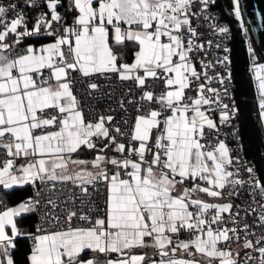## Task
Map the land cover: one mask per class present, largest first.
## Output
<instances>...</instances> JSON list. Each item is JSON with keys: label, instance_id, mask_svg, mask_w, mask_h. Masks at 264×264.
Wrapping results in <instances>:
<instances>
[{"label": "snow or ice", "instance_id": "snow-or-ice-1", "mask_svg": "<svg viewBox=\"0 0 264 264\" xmlns=\"http://www.w3.org/2000/svg\"><path fill=\"white\" fill-rule=\"evenodd\" d=\"M208 2L200 0L204 6L201 11L207 8ZM60 3L61 0H47L51 18L46 19L42 14L31 30L22 14L7 20L5 16L10 9L0 5V28L3 29L0 30V149L4 153L0 157V186L10 189L37 179L72 181L87 194L85 185L95 187L101 183L106 188L107 199L103 215L94 221L91 209L79 215L78 220L87 226L74 227L72 222L77 213L69 210L67 228L61 226L59 230L43 232L37 228L38 234L29 233L34 241L27 257L29 264H145L146 256L131 254L133 248L157 249L162 257L159 264H199L195 259L173 258L177 249L189 256L207 257L208 264L213 261L238 264L231 250L218 247L221 242L232 239L229 233L238 238L237 229L212 227L222 223L221 213L229 212L232 205L194 198L197 192L220 197L222 192L218 189H224L228 183L244 182L230 179L234 173L227 171L225 165L232 161L223 141L216 146L201 142L205 138V127L216 128L206 114L214 101L205 92L218 95L217 90L201 83L196 88L195 98L186 96L193 79L200 78L189 53L203 48L193 39L197 32L191 27L188 16L192 0H69L67 11L78 14L70 25L63 27V35L39 48L28 46L24 55L3 54V50L11 47L5 43L10 33L15 34V44L23 37L38 34L41 26L49 30L48 35H53V22L60 24L64 20L57 12ZM15 7L11 5L12 9ZM236 15L239 16L238 10ZM22 26L23 31H18ZM219 31L224 33L227 28ZM129 43L136 49L133 62L120 63L124 54L114 49ZM65 46L72 56L71 63L65 60ZM201 66L209 65L201 62ZM45 69L50 75L48 79H41ZM69 70L84 77L115 73L121 80H134L141 88L148 79L153 81L152 87L163 83L165 87L160 95L144 91L141 96L142 101L154 102L159 108L137 115L127 146L117 143L105 126L106 121L111 123L112 116L101 115L94 124L85 122L73 95ZM50 80L54 83H49ZM90 87L96 89L97 85L92 83ZM260 89L264 91V81ZM261 103L264 104V100ZM205 105L209 108L202 110ZM50 109L58 110L60 115H43ZM261 115L264 116V112ZM227 119V113L222 112L221 121ZM57 123L58 130H47ZM115 132L129 135L120 128ZM94 137L105 138L107 143L97 149ZM111 145H115L112 151L119 153L122 159L104 154ZM82 148L94 151V158L72 159ZM20 158L28 162L17 164ZM72 166L79 170L72 172ZM197 180L206 182L207 186L196 183ZM186 181L192 182V186L174 195L177 185ZM256 186L260 187L259 181ZM261 195L264 197V188ZM2 203L0 201V205ZM39 203L29 198L0 211V264H14L10 254L14 247L12 237L22 234L15 218L35 211ZM49 204L55 206L53 201ZM193 207L197 211H191ZM212 209L215 213L208 219L207 213ZM259 219L264 224V215ZM55 220L59 224L60 217ZM8 226L12 237L6 233ZM247 228L245 224L244 229ZM181 232L189 233L192 238L174 241L173 236ZM261 241L264 237H259L257 244ZM243 247L250 249L254 245L246 240ZM190 248L195 252L189 251ZM254 250L260 254L259 264H264V247ZM88 251L94 255L85 258L83 254ZM109 253L119 254L118 258H108ZM98 254L105 258L100 260ZM251 259V255L246 257V260Z\"/></svg>", "mask_w": 264, "mask_h": 264}, {"label": "built area", "instance_id": "built-area-1", "mask_svg": "<svg viewBox=\"0 0 264 264\" xmlns=\"http://www.w3.org/2000/svg\"><path fill=\"white\" fill-rule=\"evenodd\" d=\"M215 0H209L207 8L201 11L204 6L200 3V0H192V6L190 9L189 19L191 27L197 32V36L193 37L197 45H203V48H197L193 52L189 53L191 63L200 74L199 80L193 79V84L190 90H186V96L193 97L197 95L196 88L199 84H205V87H211L217 90L218 95L205 92V95L212 97L214 103L210 106L209 114L216 116L215 129L205 128V138L201 141L205 145L216 146L223 141L226 147L229 149V158L231 164H226L227 171L234 173L230 178L231 180H241L243 184H226L224 189H218L222 192L232 208L229 212L221 213L223 217L222 223L212 225L215 229L219 228H236L237 235L229 233L232 239L229 242H221L218 247L221 249L233 250L236 245H239L238 264H259V252L254 248L264 247V241L257 244L259 237H264V224L260 222V216L264 215V197L261 195V188H264L262 184L260 187L256 186L258 180V174L253 161L245 155L244 148L240 142L239 135L237 134L238 119H237V105L235 101V94L233 89V78L231 75V61H230V48L228 40L231 37V30L228 27V22L221 17L220 11L213 5ZM47 0H0V5L9 8L5 18L11 20L17 15L22 14L25 18V24L31 30L35 21L42 14L46 19L51 18V11L46 6ZM64 4V12H57L64 17V20L60 24L53 22V28L51 31L53 35H48V29L41 26V30L38 34L29 37H48L55 41L57 36L63 35V27L72 23L75 12H69L68 2L69 0H62ZM11 5H16L14 9ZM195 13V15H193ZM220 28H227V31L221 33ZM58 29V30H57ZM0 30H3L0 28ZM241 30L245 34L246 51L251 52L250 44H248V36L245 28L241 24ZM23 31V26L18 29ZM186 32V29L184 30ZM29 37H23L19 44H15V34H9L5 43L11 45L10 49L6 50L9 57H16L24 55L28 47V43L25 41ZM211 42L210 44L208 42ZM64 56L65 60L69 63L72 62V56L69 54L67 47L65 46ZM253 53V52H252ZM225 57L227 59H225ZM201 62L208 64L207 68L201 66ZM264 60H249L248 72L250 75L251 84L253 87V105L256 113L263 124L264 128V116L261 115L264 112V104L261 103L264 100V91L260 89V83L264 81ZM211 79H206L204 74ZM143 74L142 72L140 73ZM50 71L43 70V76L41 79H48ZM69 79L73 81L72 91L77 100V107L84 115L85 122L96 123L101 115L112 116L111 123L105 122V126L109 128L111 136H115L117 143H125L127 146L128 140H130V132L135 123V117L137 115H146L149 110L158 109L159 105L156 103H150L148 101H142L141 96L144 91H152L154 95L158 96L164 90V84L158 82L155 87H152L153 81L148 79L143 88L138 87L134 80H121L118 74L109 73L107 76L103 74H93L89 77L82 76L77 71L69 70ZM221 80L223 81L221 83ZM53 81H49L52 83ZM95 83L96 89H92L90 85ZM123 104V107H121ZM227 105V108L223 106ZM139 108V111L137 110ZM209 106L205 105L202 109H208ZM222 112L227 113L228 119L221 121ZM60 115L58 110L50 109L46 110L43 114ZM60 118H63L62 116ZM126 122V123H125ZM59 124L47 130H58ZM116 128H120L121 132L129 133L128 136L119 135L115 132ZM8 139L7 137L5 138ZM93 142L96 143L97 149L102 148L104 143H107L105 138H93ZM133 145L135 142H132ZM115 145H111L109 149L105 150L106 155L109 157L116 156L123 158L119 153H115L112 149ZM94 151H89L86 148H82L81 151L72 155V159H86L91 160L95 156ZM3 150L0 149V157H3ZM24 159L20 158L17 164H21ZM111 167V166H109ZM251 168L252 172L249 173L248 169ZM196 183L204 185L206 182L197 180ZM184 188H190L192 182L186 181L181 184ZM88 191L87 194L82 192L81 188L76 186L72 181L66 182H53V181H40L32 183L30 186V193L25 197L24 201L31 198L33 201H40L35 206L34 219L31 223L29 231L25 232V236L28 243L32 246L34 241L29 238L28 234H38L37 228L44 230H59L62 226L68 227L67 214L68 211H75L77 218L73 219L74 227L87 226L83 221L78 220L79 215L82 213H89L91 209V216L93 221L103 215V209L106 207L105 201L107 199V191L103 184L97 183L95 187L91 185H85ZM5 189L0 186V211L5 210L8 203L4 196ZM39 193V195H37ZM49 201H53V205L49 204ZM214 203L215 202H210ZM191 211H197L196 208H190ZM215 213V209L209 210L207 218L210 219ZM59 216V224L56 223L55 218ZM248 224V228L245 230L244 225ZM247 233V234H246ZM191 235L187 232H181L178 235L173 236V240H188L191 239ZM246 240L252 241L254 248L246 249L243 247ZM7 246V242H5ZM175 245V243H174ZM11 250V249H10ZM158 256V254H155ZM248 255L252 256L251 260H246Z\"/></svg>", "mask_w": 264, "mask_h": 264}, {"label": "trees", "instance_id": "trees-1", "mask_svg": "<svg viewBox=\"0 0 264 264\" xmlns=\"http://www.w3.org/2000/svg\"><path fill=\"white\" fill-rule=\"evenodd\" d=\"M234 0H215L214 6L220 11L221 17L228 22L231 37L228 40L230 48L231 75L233 78V89L237 105V119L240 142L244 148L245 155L249 157L258 174L259 183L264 187V128L258 118L255 107L251 102V85L248 72L249 54L246 51L245 34L241 30L240 19L234 14ZM64 4L61 0L58 9L62 10ZM48 37H32L25 41H42ZM124 54V59H131L133 52L131 46L119 49ZM30 193V186L16 187L4 192L7 203H14L26 197ZM34 213L17 217L16 223L27 224L31 227ZM14 247L10 250L14 264H29L28 252L30 246L26 237L17 236L13 239Z\"/></svg>", "mask_w": 264, "mask_h": 264}, {"label": "crops", "instance_id": "crops-1", "mask_svg": "<svg viewBox=\"0 0 264 264\" xmlns=\"http://www.w3.org/2000/svg\"><path fill=\"white\" fill-rule=\"evenodd\" d=\"M47 6V5H46ZM59 6V5H58ZM58 6H57V10L58 11H60V12H64V10L62 9V10H60V9H58ZM75 14H78V13H75ZM188 16H189V14H188ZM29 38H32V37H29ZM54 42V40H52V39H47V40H42V41H27V43H28V46H32V47H34V48H39L40 46H42V45H46V44H50V43H53ZM248 44H249V41H248ZM126 46H131V49H132V52H133V55H132V57H131V59H129V60H126V59H123L122 61H119L120 63H128V64H131L132 62H133V58H134V52H135V47L132 45V44H127ZM119 49L120 48H118V49H114L118 54H120L119 53ZM3 54L4 55H7L8 56V54H7V52H6V50H3ZM248 54H249V58L250 59H253V53H252V51L251 52H248ZM249 59V60H250ZM249 77H250V75H249ZM52 83H54V82H52ZM250 85H251V90H252V95H251V102H252V105H253V87H252V84H251V80H250ZM254 106V105H253ZM203 110V109H202ZM208 116H209V118L210 119H212L214 122L216 121V116H214V115H211V114H209V112H207L206 113ZM259 118V117H258ZM92 123V122H91ZM94 124V123H93ZM206 128V127H205ZM48 131H50V130H48ZM56 131V130H55ZM93 159V158H92ZM28 161L26 160V159H24L23 161H22V163L21 164H25V163H27ZM209 166H211V161H209ZM80 167H83V166H80ZM79 170V167H77V166H72V168H71V171L72 172H75V171H78ZM38 180V179H37ZM37 180H35L34 182H36ZM33 182V183H34ZM31 184L32 183H30V184H24V185H14L12 188H10V189H5V193H7V191L8 190H12L13 188H16V187H23V186H25V185H29V186H31ZM203 186H207V184L205 183ZM184 189V187L182 186V185H177V188H176V192L174 193V195H179L180 194V192L182 191ZM4 196H5V194H4ZM194 198H199V199H202V200H204V201H206V202H208V203H210V202H215L216 204H228L229 203V201H228V199L225 197V196H223V195H221L220 197H209V196H207L205 193H201V192H197V193H195L194 194ZM24 199H25V197L24 198H22V199H20V200H17L16 202H14V203H9L8 205H7V207L6 208H9V207H15V206H17L18 204H20V203H22V202H24ZM32 212H28V213H24V214H22L21 216H24V215H28V214H31ZM16 219L17 218H15V222H16ZM17 224V228L21 231V235H18V236H21V237H25V236H23V234L25 233V232H27V231H29L30 230V226L29 225H27V224H22V223H16ZM6 233H7V235L9 236V237H12V231H11V227L10 226H8V227H6ZM17 237V236H16ZM15 237H12V243H13V239H14ZM29 246H30V250H29V252H28V256L30 255V253H31V249H32V246L29 244ZM172 247H175V245L173 244L172 245ZM13 248V247H12ZM11 248V249H12ZM131 251V254H137V255H145L146 256V261H145V264H152V261H155L156 262V264H159V261L162 259V257L159 255V252H158V250L157 249H155V248H133V249H131L130 250ZM168 251H169V253H170V256H173V254L171 253V251H170V248L168 249ZM189 251H191V252H195V249L194 248H190L189 249ZM158 254V256H156L155 254ZM84 256H85V258H90L92 255H94L91 251H88L87 253H85V254H83ZM118 255L119 254H116V253H109L108 254V258H110V259H113V260H115V259H117L118 258ZM232 255H233V257L236 259V260H238V256H239V245L237 246L236 245V247H235V249H233L232 250ZM0 258H2V257H0ZM98 258L100 259V260H103L105 257H104V255L103 254H98ZM173 258H175V259H185V260H192V259H195L196 261H199V264H208V258L207 257H203V256H201L200 254H195V256L193 257V256H189L188 255V253H186V252H182V250H180V249H177V252L174 254V257ZM163 259H168V257H164ZM212 264H219V261H213L212 262Z\"/></svg>", "mask_w": 264, "mask_h": 264}, {"label": "water", "instance_id": "water-1", "mask_svg": "<svg viewBox=\"0 0 264 264\" xmlns=\"http://www.w3.org/2000/svg\"><path fill=\"white\" fill-rule=\"evenodd\" d=\"M255 60H264V0H235Z\"/></svg>", "mask_w": 264, "mask_h": 264}, {"label": "rangeland", "instance_id": "rangeland-1", "mask_svg": "<svg viewBox=\"0 0 264 264\" xmlns=\"http://www.w3.org/2000/svg\"><path fill=\"white\" fill-rule=\"evenodd\" d=\"M234 1H235V0H234ZM234 1H233V2H234ZM46 5H47V2H46ZM233 6H234V14H236L238 8H237L236 5H234V3H233ZM236 16H237V15H236ZM237 17L239 18V16H237Z\"/></svg>", "mask_w": 264, "mask_h": 264}, {"label": "bare ground", "instance_id": "bare-ground-1", "mask_svg": "<svg viewBox=\"0 0 264 264\" xmlns=\"http://www.w3.org/2000/svg\"><path fill=\"white\" fill-rule=\"evenodd\" d=\"M238 7V6H237Z\"/></svg>", "mask_w": 264, "mask_h": 264}]
</instances>
